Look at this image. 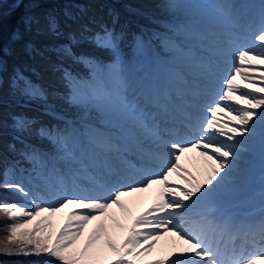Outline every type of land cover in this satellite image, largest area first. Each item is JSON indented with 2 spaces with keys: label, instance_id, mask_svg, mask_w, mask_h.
Masks as SVG:
<instances>
[{
  "label": "rangeland",
  "instance_id": "rangeland-1",
  "mask_svg": "<svg viewBox=\"0 0 264 264\" xmlns=\"http://www.w3.org/2000/svg\"><path fill=\"white\" fill-rule=\"evenodd\" d=\"M152 1L150 4H152L153 8L158 9L160 14L165 17H205L207 21L205 22L206 29H202L199 32L207 39H205V42H202L203 44H197L203 48H195L194 50L191 47H185L186 49H190L191 56L180 52L181 49L178 47L175 48L183 59L181 60L183 64H179L182 66V70L180 67H177L180 71L182 85L192 80L194 83H205L204 89L200 91L193 90L194 92L188 95L187 93L186 95L174 93V95L179 98L200 95V97H197L199 98L198 101H200L197 102L199 114L208 111L203 106L210 108L217 102H220L223 107L224 102L220 101L219 98L226 90V80L235 74L234 68L239 66L237 53L240 50H247L249 47H252L253 43L255 44L253 54L261 51L259 47L260 42H250L249 34L258 29L261 23L264 22V10H255L252 17L251 15L244 17L239 14V10L236 12L227 10L230 13L224 12L223 8L220 10L211 8L209 10L198 0ZM261 4H264V0H261ZM148 8L151 7L148 5ZM212 9L214 10L212 11ZM212 28L217 32L212 33ZM172 33L175 35L176 29ZM256 34L258 35V32ZM188 43L194 44L192 41ZM253 69L249 71L247 79L237 77L236 82L241 86L247 83H256L264 87V83H261L264 65L256 64L253 66ZM247 70V66L242 67V71ZM161 73L168 75V71H164L163 68L161 69ZM145 79L146 81L148 80L147 77ZM102 80L107 83L106 87L100 84L87 85L85 87L82 84L81 87L83 89L79 87L81 81H77L78 86L73 85L68 94L72 96V90L79 88L83 94V99L73 101L71 97L67 96L66 105L60 107L71 114L77 115L72 117V119L94 116L98 118L99 122L104 124L101 127V135L92 138L96 142V146L90 148L88 145H84L82 138L77 137L76 133L69 131L64 142L55 140L56 147L51 151L52 168L59 171L57 172L59 177H53L50 174L51 170L49 171V168L46 170L44 166H42V169L45 170L46 174L41 173L39 169L40 162L34 158L38 163L36 162L37 164L34 166H28L27 170L22 171L21 174L28 184L20 185L28 195L25 196L17 190L7 188L12 195L4 194L5 198L1 199V202L17 203L18 206L25 207L26 210H33L31 205L34 202L40 203L45 207L58 206L61 197L76 198L84 195L107 197L117 190H123L127 186L139 187L149 178L164 171L173 159L172 153L174 150L168 146L172 142L171 140L187 145L188 142H194L199 137L200 134L196 135L190 125L184 124L181 121L185 126L177 127L166 117L167 111L171 112L172 110L170 101L167 102L169 103L168 106L167 103L161 105L160 101H157L155 104L149 98L146 103L144 100L142 101V90L140 91L139 87H134L135 90H132V85L125 86L126 83H122L123 81L116 74H113L110 78L103 76ZM147 85L154 86V83ZM182 85L179 86L181 89L183 88ZM242 94L243 88L235 94L234 100L228 103L235 108H240L245 104V101L240 100L239 103L235 101ZM44 105L52 106V102H46ZM174 107L175 104L173 105V109ZM225 112L226 115L224 113V116L230 121L236 115L235 112L228 114L227 109H225ZM173 114L177 119L181 118L179 113ZM198 115H194L195 124H199ZM162 124L165 127H161ZM173 134L176 136L172 137L171 135ZM214 139L218 143H232L225 136L217 137L215 135ZM256 139L262 140L259 120L257 121L255 136L247 139L248 150L244 155V164L241 171L234 173L233 177L230 178L229 185L218 186L212 189L209 193L211 197H207L209 196L207 195V198L199 205L197 218L199 220H206L212 225L196 224L186 214V210L174 218L175 223L181 224L183 228H188L189 230L195 229L199 231L203 228L208 235L212 227L217 229L216 232L214 230V233L222 232L221 226L218 225L219 228H217L214 223L215 221L218 223L219 217L224 216L223 219L226 222V226L229 224L231 228V231L228 230L223 233L224 237L230 235L231 237L225 240L221 239L225 247L238 248L235 243L239 240L238 245H244L240 247V251L246 253L250 241L252 249L258 251L257 254L264 253V243L260 241L259 236L255 240L246 237L240 231L241 227L227 222V218L225 217L227 214L233 212L242 213V211L250 209H255L254 211H256L260 207L264 209V143L261 147L257 148L254 144ZM112 140L114 141L112 142ZM190 147L188 146L185 152L180 153V168L178 171L179 175H181V182H177L174 185L171 183L174 186V190L180 195H183L181 189H190L194 184L203 183L208 179L212 174V168L215 166L214 161L211 164L208 157L203 154V148H198L200 151L195 152ZM89 149L92 150L91 154L93 157L86 159L85 155L89 153ZM9 176H5L4 178L5 184H18V179ZM169 176L171 175L169 174ZM45 177H50L51 180L45 183L42 179ZM159 186L160 184H152L140 191H125L121 196L123 208L113 205L109 210L110 217L105 218V223L109 236L117 245L127 235L128 226L132 223L133 218L146 211H151L152 204L159 198V193L163 190ZM144 192L145 194L148 192L151 195V201H154L152 204L151 201H148V196ZM72 208L73 206L69 205L50 217L53 234L62 225L67 213ZM252 212L245 213L251 214ZM4 215L5 218L10 219L6 214ZM35 219L38 218H33V222H35ZM262 219H264V214L260 221ZM260 221L258 220L256 224ZM14 222H16L14 219H10L9 225ZM96 223L97 221H92L87 225L83 235L76 241V249L84 246L89 233ZM118 224L123 225V227H119ZM27 227H31V225ZM172 235L173 232H164L155 240L151 249H146L138 257L129 255L128 258L137 259L140 264H145L146 261L169 258V254L172 252L166 251L163 253L155 249H158L157 243L159 241ZM99 247L101 249L99 259L103 264H107V261L115 259V253L107 247L103 238L99 243ZM157 252L160 253L154 254ZM152 254L154 255L152 256ZM41 255L60 264L54 257H50L44 253H41ZM257 264L260 263L257 261Z\"/></svg>",
  "mask_w": 264,
  "mask_h": 264
},
{
  "label": "trees",
  "instance_id": "trees-1",
  "mask_svg": "<svg viewBox=\"0 0 264 264\" xmlns=\"http://www.w3.org/2000/svg\"><path fill=\"white\" fill-rule=\"evenodd\" d=\"M210 1L219 4V0ZM152 2L0 0V47L6 53L3 56L5 67L0 83V202L5 198L4 194L12 195L4 187L5 176L12 175L9 177L26 184L21 174L28 166L36 164L33 157L50 168L51 151L56 147V133L67 135L70 130H76V133L79 130L78 133L83 136L99 133L98 123L92 126L85 119L69 122L57 114L77 116L60 108L71 97L68 93L73 85L77 86V80L86 85L105 86L101 77L110 78L116 74L122 81L129 79L128 83L134 85L135 80L130 78L138 70L142 55L150 54L152 44L159 53L171 60L170 57L174 56L171 48L176 40L170 37L169 31L178 29L179 36L196 37V30H189L191 24H195L193 19H189V16H162L150 4ZM69 13L74 18L70 19ZM48 14L54 15L59 21L58 35L46 30L40 34L27 30L24 23L26 16L40 18L43 23ZM114 16L118 17L115 23ZM85 23L89 24L90 30L82 34L80 25ZM105 26L114 27L117 35L110 47H97L91 38L93 33L100 32ZM16 33L21 34L22 39L16 40ZM70 33L76 34L75 42L70 41ZM28 41L38 52L26 54L24 45ZM64 45L70 47V53L62 48ZM82 57L92 59H78ZM65 72L71 73V79L64 78ZM16 73L21 79L14 84L12 80ZM29 86L42 90V94H29ZM46 102H52V106L44 105ZM91 118L98 122L97 117ZM85 139L89 145L94 144V141ZM51 174L58 177L54 168ZM42 179L45 183L48 181V178ZM9 221L0 212V264H58L41 254L4 253L2 250L5 246H10L7 240L10 235Z\"/></svg>",
  "mask_w": 264,
  "mask_h": 264
},
{
  "label": "snow or ice",
  "instance_id": "snow-or-ice-1",
  "mask_svg": "<svg viewBox=\"0 0 264 264\" xmlns=\"http://www.w3.org/2000/svg\"><path fill=\"white\" fill-rule=\"evenodd\" d=\"M69 18L74 15L69 13ZM114 23L118 17H113ZM27 30L35 31L37 34L45 30L52 34H59V21L52 14L44 17L42 23L40 18L28 15L24 18ZM35 25V27H33ZM89 24H81L80 32L87 33ZM258 32V35L256 34ZM114 27L105 26L100 32L93 33L92 42L97 47H110L116 37ZM70 41L77 40L75 33H70ZM16 40L22 39L19 33L14 34ZM250 42L258 41L260 52L253 54L255 44L247 50H240L237 53L239 66L234 68V75L226 80V90L220 96V101L224 102L221 106L217 102L210 107L208 111L211 113L210 118L202 126V131L194 142H188L187 145L181 144L179 141H172L169 147L173 149V159L161 173L149 178L139 187L127 186L123 190H117L107 197L103 196H79L76 198L61 197L58 206L45 207L40 203L31 205L33 210H26L17 203L0 202V212L6 214L10 219L16 222L8 227L10 235L7 240L10 246H5L2 250L6 254H24L35 253L37 255L44 253L50 257H54L60 264H103L99 259L101 249L99 243L104 239V243L112 252L115 253V259L107 261V264H140L137 259H129V255L138 257L146 249H151L155 240L164 232H174L188 246L180 249L177 254L170 253L169 256L174 258H162L152 261H146L145 264H178L183 258L184 264H257V261H264V253L251 254L250 258L235 256L233 259L226 260L222 253L214 248L211 241L207 238L206 230L201 228L199 231L183 228L181 224L175 223V217L187 210L193 201H198L201 197L209 195L212 189L218 186H227L230 178L234 173L241 171L244 164V155L248 150L247 139L254 137L256 134L257 121L261 124V137L264 143V87L256 83H247L243 86L238 84L237 77L248 78L249 71L254 70L256 64L264 65V22L258 29L249 34ZM62 48L69 53L71 49L68 45ZM26 54L38 52L31 41L24 45ZM6 55L3 47H0V83H2V73L4 71L3 56ZM78 59H87L91 61V57H82ZM247 66V71H242V67ZM65 79H71V73H64ZM21 79L19 73H16L12 82L15 84ZM261 83H264V73L261 74ZM87 87V85H84ZM243 88V94L235 102L245 101L240 108H235L229 101H233L235 94ZM29 94L41 95L42 90L29 86ZM71 99L80 101L83 94L79 88L72 90ZM228 110V114L236 113L231 121H227L221 125V121L217 118ZM234 121V124H233ZM220 125V127H218ZM215 135L225 136L231 144L218 143ZM203 148V154L209 160L214 161L215 166L212 168V174L203 183H196L190 189H181L183 195L174 190V186L169 185L168 175L180 168V153L187 150V147ZM152 184L164 185L163 190L159 193V198L152 204L151 211H146L133 218L132 223L128 226L127 235L117 245L109 236L105 218L110 217V209L113 205L123 208L121 196L125 191H140ZM4 187L17 190L25 196L28 193L20 184H5ZM69 205L73 208L67 213L66 219L53 234L51 231L52 223L50 217L62 211ZM33 218L35 222H33ZM97 221L95 226L89 233L84 246L80 249L75 248L76 241L83 235L87 225ZM183 223V221H182ZM198 223L203 224L204 221ZM31 225V227H27ZM123 227V225H119ZM23 231H19V230ZM241 232L253 240L259 236L260 241L264 243V219L258 224L241 227Z\"/></svg>",
  "mask_w": 264,
  "mask_h": 264
},
{
  "label": "bare ground",
  "instance_id": "bare-ground-1",
  "mask_svg": "<svg viewBox=\"0 0 264 264\" xmlns=\"http://www.w3.org/2000/svg\"><path fill=\"white\" fill-rule=\"evenodd\" d=\"M179 41H181L182 42V40H181V38L179 37V39H178ZM208 110V109H207ZM225 113V115H226V112H224ZM207 116L210 118V116H211V113L209 112V111H207ZM229 116V115H228ZM220 121H221V125L223 124V123H225V122H227V121H230L229 119H227L225 116H224V114H222V115H218V117H217ZM218 127H220V125H218ZM200 131H202V127L200 128ZM198 132V134L197 135H199L201 132ZM172 137H174V136H176V135H171ZM217 137H220V135H216ZM222 137V136H221ZM227 139V138H226ZM171 141H173V140H171ZM229 142H231V141H229ZM255 144V146L258 148V147H261V145H263V143H262V140L261 139H256V142L254 143ZM193 151H195V152H198V151H200V149H198L197 147H190ZM210 161V163L211 164H213V161L212 160H209ZM40 169V171H43V169L42 168H39ZM179 169H177L176 170V172H174L173 174H171V173H169L171 176H169L168 177V181H169V185H171V183H172V185H174L175 183H177V182H181V175H179V171H178ZM181 172H182V170H181ZM160 188H164V185H161L160 184V186H159ZM144 194H145V192H144ZM146 196H148V201H151V195H149L148 194V192L145 194ZM210 195V194H209ZM207 197H210V196H207ZM206 196L205 197H201V199L200 200H204V199H206L207 198ZM154 201H151V204L153 203ZM200 205V203L198 202V201H193L192 203H191V206L187 209V212L189 213V214H191V217H193V216H195V208H197L198 206ZM205 205H207V204H205ZM204 205V206H205ZM176 222V221H175ZM209 226H211V225H209ZM188 245L183 241V240H181L177 235H175L174 234V232H173V235L171 236V237H166L165 239H163V240H161V241H159L158 243H157V248L158 249H155L156 251H162L163 253L164 252H166V251H168V252H172V254H177L178 253V251L180 250V249H182V248H184V247H187ZM214 248H216V247H214ZM226 249H228V248H226ZM155 250H153L154 252H155ZM229 250V249H228ZM160 252H157V253H154V254H158V253H160ZM154 254H152V256L154 255ZM242 257H244V258H250V257H245V256H242ZM172 258H174L173 256H169V259H172ZM260 264H264V261H258ZM178 264H184V260H183V258H181L179 261H178Z\"/></svg>",
  "mask_w": 264,
  "mask_h": 264
}]
</instances>
